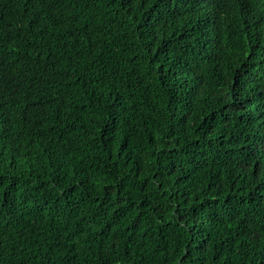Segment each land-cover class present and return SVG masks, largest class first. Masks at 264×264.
<instances>
[{"label": "trees", "instance_id": "16d2710c", "mask_svg": "<svg viewBox=\"0 0 264 264\" xmlns=\"http://www.w3.org/2000/svg\"><path fill=\"white\" fill-rule=\"evenodd\" d=\"M0 264H264V0H0Z\"/></svg>", "mask_w": 264, "mask_h": 264}, {"label": "clouds", "instance_id": "9594fccd", "mask_svg": "<svg viewBox=\"0 0 264 264\" xmlns=\"http://www.w3.org/2000/svg\"><path fill=\"white\" fill-rule=\"evenodd\" d=\"M213 25H214V23L213 22H211Z\"/></svg>", "mask_w": 264, "mask_h": 264}]
</instances>
